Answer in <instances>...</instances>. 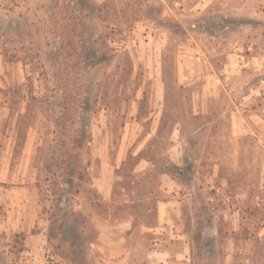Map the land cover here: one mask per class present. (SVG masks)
<instances>
[{"label":"rangeland","instance_id":"374dc122","mask_svg":"<svg viewBox=\"0 0 264 264\" xmlns=\"http://www.w3.org/2000/svg\"><path fill=\"white\" fill-rule=\"evenodd\" d=\"M156 251L264 264V0H0V264Z\"/></svg>","mask_w":264,"mask_h":264},{"label":"crops","instance_id":"0c3cea01","mask_svg":"<svg viewBox=\"0 0 264 264\" xmlns=\"http://www.w3.org/2000/svg\"><path fill=\"white\" fill-rule=\"evenodd\" d=\"M181 202L176 199H169L165 202H162L157 207V224L159 229H165L167 230L170 228L172 231L176 230L178 228L180 219H181V212L178 205H180ZM157 229V228H156ZM174 233V232H173ZM176 236V234H174ZM158 239L156 240L155 245H158ZM152 252V251H151ZM150 252V253H151ZM166 252L162 251L159 253V251L153 252V264H163V260L167 258L165 257Z\"/></svg>","mask_w":264,"mask_h":264}]
</instances>
